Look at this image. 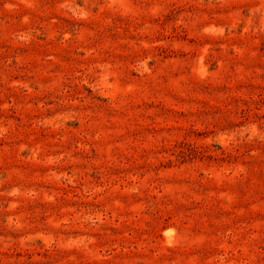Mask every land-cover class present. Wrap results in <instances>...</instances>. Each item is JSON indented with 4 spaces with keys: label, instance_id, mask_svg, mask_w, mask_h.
I'll list each match as a JSON object with an SVG mask.
<instances>
[{
    "label": "rangeland",
    "instance_id": "rangeland-1",
    "mask_svg": "<svg viewBox=\"0 0 264 264\" xmlns=\"http://www.w3.org/2000/svg\"><path fill=\"white\" fill-rule=\"evenodd\" d=\"M0 264H264V0H0Z\"/></svg>",
    "mask_w": 264,
    "mask_h": 264
}]
</instances>
